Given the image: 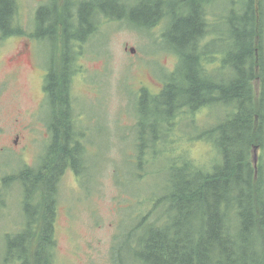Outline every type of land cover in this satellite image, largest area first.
Returning a JSON list of instances; mask_svg holds the SVG:
<instances>
[{"label": "rangeland", "instance_id": "obj_1", "mask_svg": "<svg viewBox=\"0 0 264 264\" xmlns=\"http://www.w3.org/2000/svg\"><path fill=\"white\" fill-rule=\"evenodd\" d=\"M41 1L47 0H17L14 19L20 30L24 26L30 30ZM106 1L101 0V4ZM256 1L262 2L264 12V0ZM209 4L212 30L200 41L201 68L217 81H227L236 77V42L228 21L232 5L230 0H211ZM112 11L117 15L123 12L117 7ZM262 23L264 27V18ZM166 25L167 19L151 29L129 25L125 20L103 19L98 33L82 42L75 53L78 70L71 77L70 87L81 136L76 133L74 138L80 136L85 147V168L79 175L69 168L60 178L57 221L52 230L56 240L54 264H141L135 260L128 238L142 234L135 229L143 218L158 226L163 224V208L155 209V204L166 194L163 188L171 160L181 165L184 161L180 158L189 159L205 172L221 161L217 146L209 138L199 137L222 121L224 106L216 104L178 117L169 140L155 144L148 163H137L138 122L145 117L147 132L151 133L160 115L152 99L140 104L138 93L145 89L155 96L181 63L182 47L162 37ZM21 38L25 39L18 36L8 45L0 40V126L5 127L0 142L16 149L0 154V178L23 176L22 182L6 183L5 189L0 181V264H20L25 255L34 262L39 238L25 235L26 227L37 223L35 232L39 234L38 227L45 224L44 197L51 194L56 180L52 171H47L51 133L46 128L55 110L49 101L47 108L39 110L43 71L26 60L13 63L8 58L19 48ZM53 38L51 47L47 40L42 46L44 68L51 61L58 62L57 47L64 44V38L58 44ZM261 40L264 50V30ZM262 56L264 60V51ZM255 86L259 91L261 84ZM260 162L264 165V148ZM25 169L33 172L23 174ZM32 191L36 194L31 198Z\"/></svg>", "mask_w": 264, "mask_h": 264}, {"label": "trees", "instance_id": "obj_2", "mask_svg": "<svg viewBox=\"0 0 264 264\" xmlns=\"http://www.w3.org/2000/svg\"><path fill=\"white\" fill-rule=\"evenodd\" d=\"M210 1L136 0L133 4L135 0H107L101 4V0H62L63 56L61 65L53 67L47 76L48 101L55 110L50 121L51 154L47 171L55 175L57 187L54 194L44 197L47 226L37 236L35 260L31 263L25 255L20 264H54L56 241L50 218L57 206L58 184L67 169L72 168L79 175L85 168V147L77 129V106L70 87L71 77L78 70L73 49H81V43L98 33L100 22L107 18L125 20L145 29L167 19L162 37L182 47L178 71L165 81L163 89L155 96L145 89L138 93V102L152 99L160 115L151 133L147 132L145 117L138 122L140 128L136 126L137 163L145 165L151 160L150 151L155 144L169 140L171 126L181 115L216 104L225 109L222 121L199 135L217 146L221 161L205 172L189 159L180 158L184 161L181 165L178 160H171L163 188L166 194L158 197L155 204V209L163 208L160 214V219L164 214L163 224L158 226L145 218L138 223L135 231L142 234L136 238L131 234L128 238L135 260L141 264H264V191L261 180L255 183L249 179L252 172L242 164L254 127L264 130V60L261 43H257L264 30L263 4L256 0H230L228 21L236 42V77L217 81L201 68L203 53L198 52L200 41L212 30L208 23ZM52 4L53 13L57 14L61 9L59 0H50L48 7ZM12 7V0H0L1 26L12 15ZM115 7L123 12L113 13ZM53 18L54 24L48 29L52 34L56 30L54 15ZM207 53L206 49L204 54ZM259 64L263 84L260 96L256 97ZM76 133L80 136L75 140ZM32 172L25 169L23 174Z\"/></svg>", "mask_w": 264, "mask_h": 264}, {"label": "flooded vegetation", "instance_id": "obj_3", "mask_svg": "<svg viewBox=\"0 0 264 264\" xmlns=\"http://www.w3.org/2000/svg\"><path fill=\"white\" fill-rule=\"evenodd\" d=\"M49 2L50 0H47L45 2L41 1V4L36 9L32 27L30 28V30H27L25 26H24V29L20 30L19 27L16 26L14 17H15V10L17 7V0H12L13 13L6 20L7 21L6 24L2 26L0 24V40L2 41V43L4 42L5 45L10 44L11 41H13V39H15L18 36H24L25 38V39H22V38L19 39L21 41V44L19 48H17L16 51H14L8 56L9 60L13 63H16L23 59V61L26 60L32 65L39 67L43 71L42 80H41V92L43 94V100L41 102V106L39 103V106H40L39 110L47 108L46 106L48 102L47 76L50 74V71L53 67L58 68L61 65L63 50H64V47L60 48L58 46L57 47L58 51L56 54L58 62L53 63L51 61L50 65L47 68L43 67V63L41 64V62H44L43 55H44L45 49H42V46L44 45V41L46 42L47 40L49 42L50 47L53 45V40H54L53 37H56L57 44L59 42L62 43L63 33H64L62 14H61L62 0H59V7L61 9H58L57 14L53 13L54 12L53 4L50 8L48 7ZM53 15L55 16V26H56V30L55 32H53L54 36L52 32L48 31V29L51 28L54 24V22H52V20L54 19ZM59 37H60V40H59ZM258 38L259 39L257 43L260 42V37L258 36ZM260 43H261L262 51H264L262 47V40ZM77 50L78 48L73 49L74 57H75V53H77L76 52ZM258 52H259V49H258ZM0 55H1V45H0ZM258 60H259V55H258ZM0 65H1V62H0ZM260 69L261 67L259 64V66L257 67V72H259V75L255 79V85L261 84L262 86V77L260 75ZM261 86H260L259 91H257V88H256V91H257L256 97L260 96ZM256 119H259V118L257 117ZM46 123H47V120H46ZM46 128L48 129L50 133L52 132V127L50 124L47 123ZM4 129L5 127L0 126L1 134L4 132ZM248 140H250V137H248ZM18 141H19V136H17L16 139L14 140L16 147L19 146ZM262 148H264V130L259 131V126L258 127L255 126L253 134H252V141H249V148L246 149L247 152L243 154L242 164L247 167L248 172L250 171L252 172V175L249 176L248 178L252 179L255 183L260 179L262 183V188H263L264 187V165L260 162V151H262ZM11 149L16 151V149L12 148L8 144V142H5V141L0 142V154L6 150L11 151ZM221 158L222 157L220 155V159ZM22 177L23 176L16 174V175L7 176V177H1L0 181L4 182V189H5V187H7L6 183L11 184L12 182H22ZM56 181L57 180H55V183L52 185L51 194L55 193V188L57 187ZM35 194H36V191H32L30 194V197L31 198L34 197ZM57 205H58V199H57ZM57 212H58V206H56L54 216L50 218V222H51L50 225L52 226V229L54 228L55 223L57 221ZM36 225L37 223L34 225H31V224L28 225L26 227L25 235H29L28 234V230H29L30 236L32 238L33 236L36 238L38 235V233L35 232V229L37 228ZM46 226H47V223L45 221V224L42 227L41 226L38 227V230L39 231L46 230ZM53 240L56 241L54 235H53Z\"/></svg>", "mask_w": 264, "mask_h": 264}, {"label": "water", "instance_id": "obj_4", "mask_svg": "<svg viewBox=\"0 0 264 264\" xmlns=\"http://www.w3.org/2000/svg\"><path fill=\"white\" fill-rule=\"evenodd\" d=\"M135 51V49L134 48H132V52H134Z\"/></svg>", "mask_w": 264, "mask_h": 264}]
</instances>
